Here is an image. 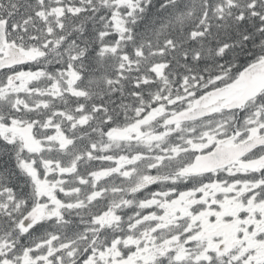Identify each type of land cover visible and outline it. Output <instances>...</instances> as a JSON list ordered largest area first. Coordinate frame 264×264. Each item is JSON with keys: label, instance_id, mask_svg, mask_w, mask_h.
<instances>
[{"label": "snow or ice", "instance_id": "6c2138e0", "mask_svg": "<svg viewBox=\"0 0 264 264\" xmlns=\"http://www.w3.org/2000/svg\"><path fill=\"white\" fill-rule=\"evenodd\" d=\"M0 264H264V0H0Z\"/></svg>", "mask_w": 264, "mask_h": 264}]
</instances>
